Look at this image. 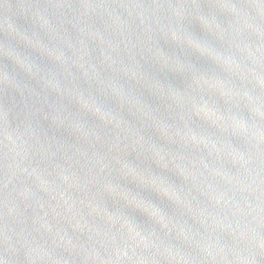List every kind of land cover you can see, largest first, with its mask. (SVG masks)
I'll return each mask as SVG.
<instances>
[{"label":"water","instance_id":"water-1","mask_svg":"<svg viewBox=\"0 0 264 264\" xmlns=\"http://www.w3.org/2000/svg\"><path fill=\"white\" fill-rule=\"evenodd\" d=\"M0 264H264V0H0Z\"/></svg>","mask_w":264,"mask_h":264}]
</instances>
